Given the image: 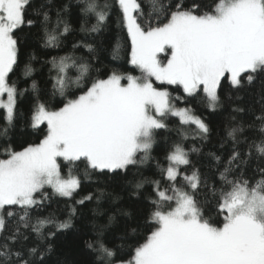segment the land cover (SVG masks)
Instances as JSON below:
<instances>
[{
  "label": "snow or ice",
  "instance_id": "obj_1",
  "mask_svg": "<svg viewBox=\"0 0 264 264\" xmlns=\"http://www.w3.org/2000/svg\"><path fill=\"white\" fill-rule=\"evenodd\" d=\"M77 3L84 21L79 32L90 36L106 29L111 0ZM33 4L34 0H0V110L5 121L0 139L8 143L0 152L5 157L0 158V264H44L51 245L41 247L39 241L71 227L76 209L71 208L63 221L54 213H33L42 211L50 199L46 188L62 197L73 196L81 185L73 171L78 163L85 165L84 176L89 170L127 173L130 166L145 164L154 159L157 130H169V116L178 117L181 126L194 125V135L207 139L210 128L205 120L189 107L177 108L169 91L154 86L153 79L179 86L189 97L202 92L208 107L215 110L225 79L239 88L264 75V0H214L213 5L202 0L190 4L186 0H115L118 23L131 40L129 62L141 76L113 72L84 87L82 82L92 70L90 61L73 55L53 57L54 88L63 97L62 106L51 108L38 101L31 110L30 126H45L44 137L17 151L8 142V133L19 116L18 99L28 89L18 90L10 82L19 55L16 33L25 24L37 25L44 33V46L59 48L62 38L73 30L65 19L66 5L57 8L53 20L43 0L38 7ZM30 11L36 19H26ZM90 17L96 21L91 26ZM73 48H86L90 54L96 51L84 40ZM118 51L119 45L114 57ZM166 51L169 55L162 61L160 54ZM31 71L26 66L25 75ZM73 71L75 80L70 75ZM70 84L80 89L79 94L68 91ZM31 91L38 96L35 81ZM261 101L259 114L253 113V122L247 124L258 131V138L242 141L245 125L239 123L227 133L232 141L227 159L209 153L216 162L219 186L202 178L192 165L190 155L200 149L185 148L183 141L190 133L176 128L179 140L169 145L164 157L167 166L156 160L157 171L168 183L162 188L159 180L144 178L135 185L137 192L146 183L153 188L146 217L150 234L118 257L105 241L106 226H101L95 239L87 242L94 255L92 264H264V96ZM242 142L247 150H241ZM253 160L258 161L257 167L247 177ZM188 168L191 174L182 171ZM205 190L207 195L199 199ZM92 198L88 195L77 203ZM10 218L15 219L14 225ZM137 230L131 229L132 233ZM29 231L38 241L31 246L26 243Z\"/></svg>",
  "mask_w": 264,
  "mask_h": 264
},
{
  "label": "trees",
  "instance_id": "obj_2",
  "mask_svg": "<svg viewBox=\"0 0 264 264\" xmlns=\"http://www.w3.org/2000/svg\"><path fill=\"white\" fill-rule=\"evenodd\" d=\"M42 0H34L33 7H38ZM47 7L51 8V15L55 20V12L61 5L67 6L65 19L71 24L72 31L62 38L59 48H49L44 46V33L41 27L27 24L22 26L16 33L19 46L18 63L13 73H10V82H14L18 90L28 89L18 99L19 116L15 121V126L10 129L9 143L14 150H22L30 144H38L42 141L46 128H32L30 126V115L34 105L39 101L46 103L51 108H57L61 105V97L54 88L56 69L51 63L53 57H62L73 55L83 57L90 61L92 70L88 77L82 82L84 87L90 85L91 80L106 79L113 72L121 75L141 76L138 68L133 66L130 61L131 40L127 35L126 29L118 23L119 9L113 4L112 15L108 21L106 29L100 33H94L86 36L79 32L80 24L83 23V17L79 14L80 4L77 0H43ZM204 4L213 5L214 0H202ZM191 3V0H186ZM206 11L208 9H205ZM36 19L31 11L26 15V19ZM95 18L88 19V25L94 24ZM84 40L92 43L96 49L94 54H90L86 48H73L74 43ZM119 45L118 54L114 57L113 52ZM26 66L32 69L30 75H25ZM73 80L77 73H70ZM36 82L39 88V94L31 91V85ZM159 88L166 89L170 92L176 105L191 108L195 115L201 117L209 125L210 132L207 139H200L194 135L195 126L188 128L181 126L178 117L169 116L166 123L169 130H157L156 144L152 156L154 159L145 164L130 166L127 173H99L89 170L88 175L84 176L85 165L78 163L73 171L80 176V188L72 197H62L54 193L51 188H46L50 199L39 213H33V216H47L54 213L55 216L63 221L67 220L70 215V209L75 208V214L71 215V227L56 231V235L49 237L45 241H39L41 247L45 244L51 245V251L44 258V264H92L94 255L87 248V242L95 239L97 230L101 226H106L104 230L105 241L110 248L117 250L118 257L125 255L130 247L142 243L144 238L150 234L146 217L148 216L151 205L148 197L153 195V188L150 184H145L137 192L135 185L144 178L159 180L163 188L168 182L157 171L156 160L161 165L167 166L164 157L173 141L179 140L175 131L178 127H184L190 133L187 139L183 141L185 148H197L199 152H192L190 159L192 165L199 169L202 178H210V183L218 184V173L216 171V162L209 156V153H215L217 156L226 160L231 147L232 141L228 138L227 133L239 123L245 125V131L241 135V140L247 138L248 143L252 139L258 138V131L247 128V124L253 122L254 115L259 114L261 110V97L264 96V75H258L251 84L246 82L239 88L230 84L229 79L222 82L220 89L221 103L215 110L208 107L206 97L201 92L195 97H189L181 87L175 85L160 84L155 82ZM69 92L79 94L80 89L75 84H70ZM56 93L53 95V93ZM179 97L180 99H176ZM236 108L244 109L243 112L237 113ZM3 110H0V130L3 129L5 121L3 119ZM235 117V119H233ZM223 144V146H222ZM8 143L0 139V152L3 151ZM241 150H247V145L241 143ZM0 158H5L0 155ZM258 161L253 160L246 169V176L252 177L257 167ZM62 170L65 174L68 168L62 164ZM222 170V169H221ZM191 174V168L182 169ZM177 183H182L178 177ZM88 195L93 198L84 200L83 204L77 203ZM207 195V190L202 192L199 199ZM209 200L212 198L209 196ZM131 213V215H125ZM111 218V219H110ZM214 219H219L215 217ZM11 219V218H10ZM15 224V219H11ZM137 228L136 233L131 229ZM48 231V229H45ZM29 240L26 242L29 246L37 243L36 234L28 232ZM123 245V248L120 246Z\"/></svg>",
  "mask_w": 264,
  "mask_h": 264
},
{
  "label": "rangeland",
  "instance_id": "obj_3",
  "mask_svg": "<svg viewBox=\"0 0 264 264\" xmlns=\"http://www.w3.org/2000/svg\"><path fill=\"white\" fill-rule=\"evenodd\" d=\"M168 55H169V53L166 51L165 53H161L160 54V59L163 61V60H165L167 57H168ZM121 75V74H120ZM126 76V75H125ZM155 82H157V83H160V82H158V81H155L154 79H153V84H154V86H156V84H155ZM121 83L122 84H126L127 83V81L126 80H122L121 81ZM157 87V86H156ZM168 91V90H167ZM170 93V92H169ZM177 108H183L182 106H178V105H176L175 103H174V101H173V99H172V101H171ZM75 193V192H74ZM73 193V194H74Z\"/></svg>",
  "mask_w": 264,
  "mask_h": 264
}]
</instances>
